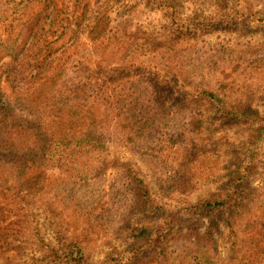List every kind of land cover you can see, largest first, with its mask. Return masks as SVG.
<instances>
[{
  "label": "rangeland",
  "instance_id": "374dc122",
  "mask_svg": "<svg viewBox=\"0 0 264 264\" xmlns=\"http://www.w3.org/2000/svg\"><path fill=\"white\" fill-rule=\"evenodd\" d=\"M0 264H264V0H0Z\"/></svg>",
  "mask_w": 264,
  "mask_h": 264
}]
</instances>
